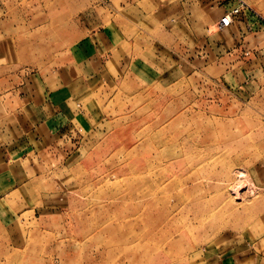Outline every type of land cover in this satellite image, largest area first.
<instances>
[{
  "label": "rangeland",
  "instance_id": "obj_1",
  "mask_svg": "<svg viewBox=\"0 0 264 264\" xmlns=\"http://www.w3.org/2000/svg\"><path fill=\"white\" fill-rule=\"evenodd\" d=\"M111 1L16 0L23 37L52 64L61 27L104 25ZM125 62H102L105 131L81 163L0 196V264H215L264 247V76L239 92L193 54L180 81L146 87Z\"/></svg>",
  "mask_w": 264,
  "mask_h": 264
},
{
  "label": "crops",
  "instance_id": "obj_2",
  "mask_svg": "<svg viewBox=\"0 0 264 264\" xmlns=\"http://www.w3.org/2000/svg\"><path fill=\"white\" fill-rule=\"evenodd\" d=\"M242 1L264 14V0ZM234 5L236 0H121L118 5L112 0L104 25L81 32L78 22L67 39L61 27L55 44L68 46L52 54L57 58L51 64L23 37L21 3L0 0V196L54 170L78 166L99 141L105 116L93 84L109 55L125 58L127 73L146 87L180 81L186 67L179 61L195 54L215 63L233 90L258 91L264 76L263 25L239 15L217 30ZM138 28L144 30H133ZM24 60L43 63L31 69ZM235 257L230 252L215 264H264V247L255 242L250 253Z\"/></svg>",
  "mask_w": 264,
  "mask_h": 264
},
{
  "label": "built area",
  "instance_id": "obj_3",
  "mask_svg": "<svg viewBox=\"0 0 264 264\" xmlns=\"http://www.w3.org/2000/svg\"><path fill=\"white\" fill-rule=\"evenodd\" d=\"M239 15H243L251 19L252 21L255 20L264 25V19L262 16L257 14L249 7L245 2L242 0H236V5L230 8L218 21L217 23V30H222L231 25L233 20L238 17ZM248 31H253L254 29L251 26L247 27Z\"/></svg>",
  "mask_w": 264,
  "mask_h": 264
},
{
  "label": "bare ground",
  "instance_id": "obj_4",
  "mask_svg": "<svg viewBox=\"0 0 264 264\" xmlns=\"http://www.w3.org/2000/svg\"><path fill=\"white\" fill-rule=\"evenodd\" d=\"M146 153H148V152L146 151ZM155 154H156V153H155ZM143 163H144V164H147V160H143ZM157 178H159V177H157ZM237 192H238V190H237ZM152 236H155V234L152 233Z\"/></svg>",
  "mask_w": 264,
  "mask_h": 264
}]
</instances>
